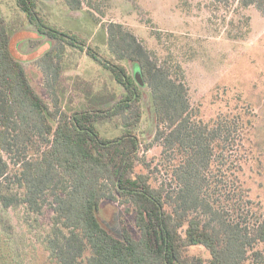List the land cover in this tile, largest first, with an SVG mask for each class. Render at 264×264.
<instances>
[{"label":"trees","instance_id":"1","mask_svg":"<svg viewBox=\"0 0 264 264\" xmlns=\"http://www.w3.org/2000/svg\"><path fill=\"white\" fill-rule=\"evenodd\" d=\"M63 1L73 11L85 3ZM207 1L253 6L264 16V0ZM15 3L51 43L35 60L44 97L12 54L10 28L0 16V255L9 264H263L264 211L240 176L245 162H261L251 136L254 109L228 108L205 120L179 64L160 63L122 23L104 25L105 57L85 35L50 22L38 0ZM66 48L106 68L121 88L118 99L64 109L59 84ZM121 61L139 69L143 86ZM143 87L154 111L145 148H160L166 179L139 155ZM105 120L121 134L101 135L97 123ZM102 201L130 205L139 235L124 224L120 235L109 232L98 216ZM199 247L206 256L190 253Z\"/></svg>","mask_w":264,"mask_h":264},{"label":"rangeland","instance_id":"2","mask_svg":"<svg viewBox=\"0 0 264 264\" xmlns=\"http://www.w3.org/2000/svg\"><path fill=\"white\" fill-rule=\"evenodd\" d=\"M210 3L207 0H85L82 9L73 11L63 0H38L40 11L50 22L85 35L100 55L110 56L104 25L114 21L133 31L160 63L172 66L178 63L192 105L205 120L228 108L246 111L251 106L255 111L252 117L255 129L251 136L261 162H245L240 176L249 188V197L264 211V16L253 6L216 7ZM0 16L10 28L12 54L23 61L35 90L47 97L35 60L51 42L28 24L15 0H0ZM121 63L134 75L131 63ZM59 88L61 104L66 110H81L96 102H102L97 105L102 107L121 94V88L106 68L74 48H66L63 55ZM142 92L143 113L137 128L141 141L139 155L145 163L160 168L157 178L166 179L167 174L159 164L160 148L156 145L145 148L152 140L154 111L149 91L143 87ZM97 128L105 137L122 132L107 120L97 123ZM98 216L114 235H120L123 224L134 237L139 235L130 205L102 201ZM12 220L22 230L14 213ZM189 251L206 256L201 247ZM0 264H9L4 255H0Z\"/></svg>","mask_w":264,"mask_h":264},{"label":"water","instance_id":"3","mask_svg":"<svg viewBox=\"0 0 264 264\" xmlns=\"http://www.w3.org/2000/svg\"><path fill=\"white\" fill-rule=\"evenodd\" d=\"M134 79L140 86L144 85V82H143L142 77L140 75V71L137 68L134 71Z\"/></svg>","mask_w":264,"mask_h":264}]
</instances>
